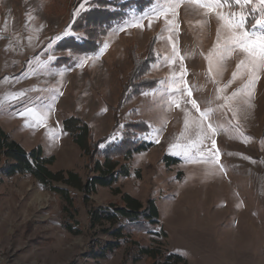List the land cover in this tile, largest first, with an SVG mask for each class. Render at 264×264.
I'll use <instances>...</instances> for the list:
<instances>
[{"label": "rangeland", "instance_id": "374dc122", "mask_svg": "<svg viewBox=\"0 0 264 264\" xmlns=\"http://www.w3.org/2000/svg\"><path fill=\"white\" fill-rule=\"evenodd\" d=\"M100 1L0 0V128L27 151L40 147L46 157H55L52 171H73L84 181L104 156L85 157L65 121L86 123L95 147L133 138L149 148L129 161L117 155L114 160L128 168L129 176L112 188H98L88 204L82 193L71 190L74 206L34 178L6 176L0 161V247L20 264H164L170 255L181 256V264H264V72L250 107L242 96L221 108L224 101L216 99V89L232 79L242 54H233L222 71L214 66L209 75L204 57L216 44L215 13L205 17L204 10L182 5L176 32L165 30L163 18L151 28L145 20L143 29L116 32L130 15L147 11L156 0H130L134 5L112 23L98 13ZM254 7L242 9L250 31L259 16L251 12ZM237 10L233 2L222 11ZM169 35L184 57L193 98L202 110L215 109L210 122L221 126L215 140L223 171L186 164L176 150H169L186 142L177 140L184 131L183 112L168 110L160 83L182 71L178 57L174 65L166 63L173 54ZM86 56L93 59L82 68L79 61ZM245 83L246 78H237L221 95L231 96ZM229 108L237 109L235 117ZM43 112L48 113L46 125L40 119ZM210 148L207 140L205 150ZM124 195L144 206L153 200L158 226L133 227L122 219L121 225L129 227L122 232L124 239L112 234L120 225L91 228L89 211L124 207ZM110 243L118 248L107 251ZM146 247L159 259L141 256Z\"/></svg>", "mask_w": 264, "mask_h": 264}, {"label": "snow or ice", "instance_id": "6c2138e0", "mask_svg": "<svg viewBox=\"0 0 264 264\" xmlns=\"http://www.w3.org/2000/svg\"><path fill=\"white\" fill-rule=\"evenodd\" d=\"M238 6L237 11H222L224 8H231L232 3ZM255 4L257 7L251 9V12H259L258 18H256L249 30L247 26L248 16L242 11L244 7ZM187 6L189 8H195L204 10L205 17L209 13H215L219 27L217 29V38L214 48L204 58L208 62V73L211 76L214 70V66L223 70L224 62L230 59L233 54L240 53L242 58L239 59L236 64V71L232 73V79L223 87H217L216 92L217 100L224 101L219 107L225 108L232 101L238 97H247L243 100V103H249L256 81L260 78L259 73L264 72V0H156L153 7L147 11L133 14L128 17L124 24L118 27L116 32L126 31L128 28H140L145 27L144 21L147 20L148 27L151 28L153 22L159 21L163 18L166 25L165 30L169 33L176 32L180 25L178 22L179 9L181 6ZM81 8L85 5L81 4ZM221 11H217V10ZM251 12L248 14L250 15ZM203 23H208L207 19ZM259 31H256V29ZM31 40V37H29ZM168 41L172 44V56L166 57V63L174 65L176 63V57L181 61V68L179 74L173 72L171 77L167 81H161L162 91L165 95V103L168 106V110L173 107L180 109L184 115V131L180 133L177 140H185V143H174L170 146V152L175 151L176 155L183 158L186 164H206L215 169L219 166V169L223 171V166L220 164L219 149L216 148L215 137L220 125H214L210 122L211 115L215 112V109L206 108L201 109V106L197 99L193 98V86L189 85L186 77L187 69L183 66L184 57L180 55L172 35L168 36ZM108 44H104L103 48L107 49ZM100 55H103V50ZM96 58H99L97 56ZM51 61V57L48 58ZM93 57H84L79 61L80 67L87 65L89 60ZM45 67H48L46 64ZM57 75L63 76V73H57ZM237 78H246V83L242 88L234 91L231 96H224L221 93L225 92ZM212 82L216 83L215 77L212 76ZM198 90V89H197ZM155 95V93H152ZM148 95V93H145ZM187 96V100L184 97ZM191 105V109H188L187 105ZM182 105H184L182 107ZM233 117L236 116L237 109L229 108ZM106 111V109H105ZM23 115V114H22ZM47 112H43L40 119L42 123L47 120ZM166 123V121H165ZM239 124V121H236ZM238 131V127L235 129ZM160 130H158L159 132ZM211 140V148L205 150V142ZM159 143V140H156ZM212 149H215L213 152Z\"/></svg>", "mask_w": 264, "mask_h": 264}, {"label": "trees", "instance_id": "16d2710c", "mask_svg": "<svg viewBox=\"0 0 264 264\" xmlns=\"http://www.w3.org/2000/svg\"><path fill=\"white\" fill-rule=\"evenodd\" d=\"M99 4L101 7L98 13L104 16V19H107L108 21L106 22L108 23L114 22L115 19H118L121 14H125L127 9L134 5L130 0H101ZM103 6L106 7L104 8ZM106 22H103V27ZM71 42L73 40H69V43ZM77 44V41L71 43L75 48L82 51L84 47L80 43V45ZM82 44L84 45L85 43L83 42ZM64 128L71 134L74 143L80 148L85 157L92 160L100 152L104 156L103 162L100 160L95 162L93 175L86 181L73 171H52L50 167L54 164L55 157H46L40 147L27 151L19 142L12 139L7 132L0 128V161L4 162L2 170L5 175L8 177L22 175L34 178L44 190L50 191L60 197L70 206H74L71 190H77L84 195L85 202L88 204L90 196L95 194L98 188H112L121 177L129 176L128 168L120 166L114 160L117 155L123 154L124 159L129 161L134 153L149 148V145L145 146L142 141L133 138L122 140L121 142H117L116 145L104 148L95 147L91 142L90 127L77 118L65 121ZM123 198L126 202L124 207H114L112 210L107 208L90 210L88 216L91 228L102 224L105 225L106 223L111 225L110 227L120 225L119 230L112 234L119 239H124L122 232L129 227L121 225L122 219L127 220L128 225L133 227L145 225L148 229H153L155 226H158L159 211L153 200L148 201L147 206H144L142 202L129 195H124ZM68 229L70 231L73 230L72 227ZM107 246V251H113L118 248V244L114 243H110ZM105 253H101L98 256L103 258ZM141 256L153 260H158L160 257L158 253L147 247L141 249ZM181 263H183V258L178 255H170L166 257V261L164 262V264Z\"/></svg>", "mask_w": 264, "mask_h": 264}, {"label": "built area", "instance_id": "2783aa9c", "mask_svg": "<svg viewBox=\"0 0 264 264\" xmlns=\"http://www.w3.org/2000/svg\"><path fill=\"white\" fill-rule=\"evenodd\" d=\"M0 264H20L13 253L0 247Z\"/></svg>", "mask_w": 264, "mask_h": 264}]
</instances>
